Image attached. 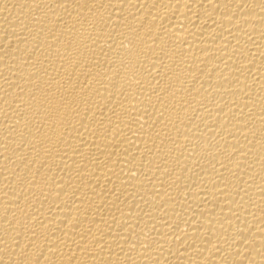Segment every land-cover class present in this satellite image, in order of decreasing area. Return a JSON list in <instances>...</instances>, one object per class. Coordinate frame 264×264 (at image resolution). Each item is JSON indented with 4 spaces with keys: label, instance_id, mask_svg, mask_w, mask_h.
I'll list each match as a JSON object with an SVG mask.
<instances>
[{
    "label": "bare ground",
    "instance_id": "obj_1",
    "mask_svg": "<svg viewBox=\"0 0 264 264\" xmlns=\"http://www.w3.org/2000/svg\"><path fill=\"white\" fill-rule=\"evenodd\" d=\"M0 264H264V0H0Z\"/></svg>",
    "mask_w": 264,
    "mask_h": 264
}]
</instances>
